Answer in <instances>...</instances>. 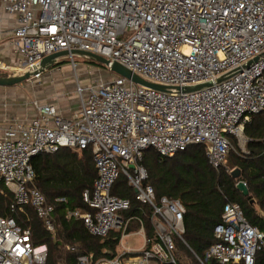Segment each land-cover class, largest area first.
Wrapping results in <instances>:
<instances>
[{"label":"built area","instance_id":"1","mask_svg":"<svg viewBox=\"0 0 264 264\" xmlns=\"http://www.w3.org/2000/svg\"><path fill=\"white\" fill-rule=\"evenodd\" d=\"M0 9L13 19L11 28L0 27V38L16 54L11 63L0 59V75L22 74L46 56L81 50L167 88L121 75L82 85L76 76L80 109L72 117H64L55 103L35 101L34 118L0 121V180L13 194L10 215H0V264L47 260V246L34 244L30 228L18 224L17 212L32 208L56 235L55 204L37 187L33 159L61 149L82 154L89 148L97 170L93 188L82 196L89 210L67 209L66 220L81 221L96 237L117 232L123 245L138 219L129 214L131 199L113 194L124 175L136 201L150 209L152 232L141 226L144 243L132 263L123 259L132 252L126 249L112 259L80 254L76 264H179L177 241L188 246L186 207L157 196L146 182L144 155L154 149L171 158L204 145L209 163L218 169L226 167L233 150L228 136L242 146L249 142L246 125L264 112V0H0ZM67 57L76 70L74 56ZM236 69L212 87L184 91ZM214 236L204 259L195 254L201 264H255L264 250V232L247 221L238 203L225 204Z\"/></svg>","mask_w":264,"mask_h":264},{"label":"trees","instance_id":"2","mask_svg":"<svg viewBox=\"0 0 264 264\" xmlns=\"http://www.w3.org/2000/svg\"><path fill=\"white\" fill-rule=\"evenodd\" d=\"M263 113L252 118L251 131L245 128L249 138V157L232 152L228 155L232 164L228 167L230 171L226 167L214 168L209 163L204 145H192L171 158L162 157L155 151L149 155L152 149L145 152L143 164L149 173L146 182L154 187L158 197L180 200L185 205L184 239L202 259L216 242L214 227L221 221L228 202L240 204L247 221L264 232V120L259 119ZM32 163L38 176L37 187L48 202L55 204L56 235L46 229L30 207L25 212H17L15 217L22 227L30 228L35 245L47 246L45 264H76L80 254L93 255L95 260L114 258L119 233L111 232L107 238L96 237L81 221L65 218L67 209L89 210L82 196L85 190L93 188L97 176L91 149H86L82 158L69 149L39 154ZM234 170H239V177L233 175ZM120 177L113 194L131 199V212L134 214L143 216L147 213L149 216L150 209L136 201L134 189L124 187L125 182L119 181ZM239 181L247 183L249 195H244L237 188ZM58 198L64 201H56ZM12 200V192L0 180L1 216L10 215ZM69 246L75 249L72 251L67 248ZM176 254L179 264H186V260L190 262L191 259L201 264L181 241H177ZM255 264H264V250L257 254Z\"/></svg>","mask_w":264,"mask_h":264},{"label":"crops","instance_id":"3","mask_svg":"<svg viewBox=\"0 0 264 264\" xmlns=\"http://www.w3.org/2000/svg\"><path fill=\"white\" fill-rule=\"evenodd\" d=\"M0 18L4 20V22H0V27H10V25L13 24V19H9L1 9ZM6 42V38H0V59L7 63H11L13 58L16 57V54L11 48L6 46ZM64 62L65 60H62L60 62L61 64L55 65L44 71V74H42L40 78H32L29 81L24 82V84L28 86L27 91L22 90L23 83L18 84L21 85V89L18 85L0 87V121L10 123L14 119L30 120L34 118L37 115V110L34 106L35 101L55 103L62 115L66 118H70L78 112L80 109V100L75 92H72V95L71 93H66L62 79L63 76L73 75V64L72 61L68 64H63ZM84 152L82 154L73 153L77 155L78 158H82ZM140 209L142 208L140 207ZM129 214L137 216L138 219L131 223L128 230V236L124 239L123 245L119 244L117 246V254L115 257L122 255L126 249H130L132 252L125 254L123 259L128 263H132V258L137 256L138 251L142 248L144 243L143 236L138 234L141 226H144L147 234L152 231L151 222L149 221L147 213L142 216L130 211ZM132 236L142 237L141 246L137 248L129 246L127 238ZM187 247L195 255V252L191 247H189V245Z\"/></svg>","mask_w":264,"mask_h":264},{"label":"water","instance_id":"4","mask_svg":"<svg viewBox=\"0 0 264 264\" xmlns=\"http://www.w3.org/2000/svg\"><path fill=\"white\" fill-rule=\"evenodd\" d=\"M70 55L84 57V58H90V59H93L95 61H98V62L110 67L111 71L115 72L116 74L127 77L129 79H132L136 83L147 85L149 87L159 89V90L167 89L164 86L148 82V81L142 79L141 77L132 74L127 68H125L124 66H122L119 63H116V62L111 63L108 59H106L102 56H98V55H95L93 53L85 52V51H81V50H73L71 52L61 51V52L46 56L32 70L23 72L22 74H14V75H9V76L0 75V87L15 86V85L21 84L23 82L29 81L30 79L33 78V76L36 73H39V72L42 73V72L50 69L51 67L58 65L61 62L60 59L65 58V57L70 56ZM257 60H258V58H255L254 60H252L248 64H246L245 67L249 66L250 64H252L253 62H255ZM239 70L240 69H236V70L231 71V72H229L223 76H220L214 82L210 81V82L203 83V84L187 86L184 88V91L195 92V91H200V90L212 87L214 85V83H220V82L224 81L225 79H227L230 76L237 73ZM239 174H240L239 170L233 171V175L235 177H239ZM237 188L244 195H246V196L249 195V188L243 181H239L237 183Z\"/></svg>","mask_w":264,"mask_h":264},{"label":"rangeland","instance_id":"5","mask_svg":"<svg viewBox=\"0 0 264 264\" xmlns=\"http://www.w3.org/2000/svg\"><path fill=\"white\" fill-rule=\"evenodd\" d=\"M73 59L75 60V63H77L76 70L74 69V71H73L74 73L72 76H63V78H62L64 88H65L67 94H70V93H71V95L73 94L72 92H74V90H75L76 76L79 77L82 85H86V84L92 82L94 79L95 80L107 79L111 76L118 75L115 72L109 70L108 66H106V65H104L98 61H95L93 59L79 57V56H74ZM62 60H65V62L63 64H68L71 62V57H66V59L65 58L60 59V61H62ZM78 66H79V68H78ZM8 74H11V73H8ZM43 74H44V72H43ZM23 84H24V82H23ZM18 86L21 89V87H20L21 85H18ZM22 86H23L22 90H25V91L28 90V86H26L25 84ZM259 119L262 121L264 120V113L259 116ZM246 127H248V129L250 131L253 129V126L250 123H248L246 125ZM247 135L248 134L245 133L246 137H247ZM228 137L233 142V150L231 151L232 153L240 155V156L249 157L248 155L250 154V151L248 149V144H245L242 146L239 144L238 139L235 136H228ZM154 151H155L154 149L150 150L149 155L151 154V152H154ZM228 167H232L230 158H228V162L226 163V168H228ZM123 180L125 182L124 187L128 188V186H130V185H129L127 178H125L124 175H121L119 181H123ZM127 241H128L129 246H131L133 248H137V247L141 246V244H142V237L132 236L130 238H127ZM67 248H69L72 251L75 249L72 246H69ZM188 258L191 259V257H188ZM185 263L186 264H199L194 259H191L190 262L189 261L187 262V260H186Z\"/></svg>","mask_w":264,"mask_h":264}]
</instances>
